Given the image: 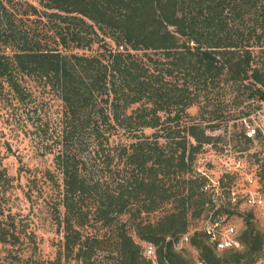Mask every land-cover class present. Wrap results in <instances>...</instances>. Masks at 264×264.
Returning <instances> with one entry per match:
<instances>
[{
    "label": "trees",
    "instance_id": "obj_1",
    "mask_svg": "<svg viewBox=\"0 0 264 264\" xmlns=\"http://www.w3.org/2000/svg\"><path fill=\"white\" fill-rule=\"evenodd\" d=\"M227 90L264 102V0H0V102H59L31 116L53 155L57 264H193L189 249L196 264H264L253 215L240 249L218 250L202 230L177 248L215 206L195 161ZM225 205L216 213L237 212Z\"/></svg>",
    "mask_w": 264,
    "mask_h": 264
},
{
    "label": "rangeland",
    "instance_id": "obj_2",
    "mask_svg": "<svg viewBox=\"0 0 264 264\" xmlns=\"http://www.w3.org/2000/svg\"><path fill=\"white\" fill-rule=\"evenodd\" d=\"M230 92L227 90L222 97L224 119L214 121L217 125L209 131L214 136L212 142L205 144L197 155L195 175L196 168L200 167L211 178H220L225 187L237 184L239 189L257 191L264 197V102L241 103ZM43 96L45 99H38L27 107L22 104L7 107L0 102V168H6L13 177L10 181H0V220L14 235L8 243H0V264H57L63 233L54 218L55 201L47 200L53 189L44 177L47 168L54 169L53 155H43L40 151L35 119L31 116L40 112L53 115L58 111L59 102L50 94ZM199 110L200 106L195 105L189 112L198 115ZM252 129L256 133L248 140L242 131L249 136ZM237 160L243 168L237 166ZM247 176L256 177L258 182L249 183ZM237 204V212L225 216L239 235L250 215L264 231V203L251 206L246 200H240ZM160 214L163 211L156 215ZM191 224L200 228L201 216L191 217ZM185 254L196 264L195 250L189 249Z\"/></svg>",
    "mask_w": 264,
    "mask_h": 264
},
{
    "label": "built area",
    "instance_id": "obj_3",
    "mask_svg": "<svg viewBox=\"0 0 264 264\" xmlns=\"http://www.w3.org/2000/svg\"><path fill=\"white\" fill-rule=\"evenodd\" d=\"M255 133L256 129H252L251 132H248L250 136L255 135ZM236 164L238 167L243 168L240 161L237 160ZM196 173L197 175L207 178L208 181L202 189L210 194L211 200H213L215 206L202 219V226L200 228H193L186 233L181 238L177 248H181L184 244H187L190 236L195 230H202L209 241L213 243L218 250L240 249L242 247V242L239 238L237 229L234 225L227 222L226 214H218L216 210L222 206H226L225 200H231L235 203L240 200H246L251 206H260L264 203V197L257 191L243 188L239 189L237 184L225 187L222 185L220 178H211L207 173L203 172L200 167L196 168ZM247 180L249 183L258 182V179L252 176H247ZM146 254L155 261V247L152 244L147 246Z\"/></svg>",
    "mask_w": 264,
    "mask_h": 264
}]
</instances>
